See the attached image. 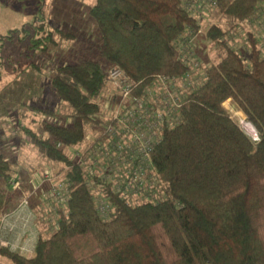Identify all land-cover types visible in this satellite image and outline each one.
I'll return each instance as SVG.
<instances>
[{"label":"trees","instance_id":"1","mask_svg":"<svg viewBox=\"0 0 264 264\" xmlns=\"http://www.w3.org/2000/svg\"><path fill=\"white\" fill-rule=\"evenodd\" d=\"M263 2L215 0L218 12L233 21L253 18ZM191 3L95 0L90 15L98 28L97 58L58 65L51 85L64 111L40 109L61 121L42 120L44 136L24 127L38 153L60 166L57 173L69 185V199L54 215L58 228L45 238L40 232L32 256L5 248L1 256L13 264H264V54L257 47L247 57L223 39L226 30L216 24L209 28L219 52L204 67L201 85L185 94L179 123L164 128L151 152L164 197L133 204L107 184L103 191L112 209L104 217L90 173L67 151L103 123L110 67H121L138 84L136 94L159 76L188 72L180 43L198 32ZM36 22L33 46L46 50L55 44L54 33L66 36L44 18ZM2 58L0 53V75ZM228 99L245 113L257 139L229 113ZM12 171L0 154V215L22 199L21 194L12 203L5 191Z\"/></svg>","mask_w":264,"mask_h":264},{"label":"rangeland","instance_id":"2","mask_svg":"<svg viewBox=\"0 0 264 264\" xmlns=\"http://www.w3.org/2000/svg\"><path fill=\"white\" fill-rule=\"evenodd\" d=\"M94 3L95 0H0L3 7L0 17V35L3 36L0 40V53L5 62L0 75V154L11 162L13 168L12 182L3 183L5 191L12 195V203L20 199L21 193L28 192L30 186L38 185L45 174L58 175L60 166L56 167V163L38 153L28 141L29 133L24 127L39 131L44 136L46 133L39 127L42 120L57 123L61 121L55 116H44L40 109L43 107L47 110H59L61 113L64 111L62 102L55 98L51 85L52 72L58 65L72 63L82 56L97 58L98 28L90 15ZM190 5L198 19L199 31L186 35L180 45L190 70L194 63L197 65L186 81H177L179 95L187 94L201 85L204 80V67L212 63L219 52L218 43L208 34L213 24L226 30L223 39L231 47L246 53L247 57L254 47L264 54V2L260 4L253 18L243 21L225 18L218 12L215 0H192ZM43 18L52 29L59 28L66 34L61 37L54 33L55 44H51L46 50H43L41 44L39 47L33 46L31 39L35 31L34 23L37 20L36 23H40ZM17 29L21 31L15 33L16 37H7ZM111 89L108 83L103 92V123L100 128L90 130L89 140L73 145L68 151H76L86 142L93 145L96 137L105 132L114 107L107 102ZM224 106L247 133L254 139L258 138L256 129L246 121L245 113L232 99L226 100ZM120 178H129L126 168L114 174L112 180L116 183ZM15 182L22 189L16 187ZM44 184L43 182L42 186ZM100 187L97 183L92 185L95 193L104 196L99 190ZM46 190L47 186H44L43 192ZM122 193L133 204L156 201L164 197L163 183L155 179L147 191L125 190ZM39 205L37 220L38 225L42 222L45 225L41 226L42 236L45 238L58 228V223L51 215L49 202L40 200ZM32 255L33 253L26 256ZM0 264L13 263L9 258L0 255Z\"/></svg>","mask_w":264,"mask_h":264},{"label":"built area","instance_id":"3","mask_svg":"<svg viewBox=\"0 0 264 264\" xmlns=\"http://www.w3.org/2000/svg\"><path fill=\"white\" fill-rule=\"evenodd\" d=\"M184 59L188 63V60ZM196 65L194 63L191 70L189 68L185 75L178 78L159 76L141 94H136L138 84L132 83L121 67L112 66L108 69L107 82L111 85L112 91L107 102L114 107L105 132L96 137L93 145L86 142L76 151L67 149L74 160L86 166L90 173L91 187L94 183L101 186L99 190L104 196L96 194L100 212L104 217H107L112 209L103 191L107 184L112 190L121 193L125 190L147 191L157 179L151 152L160 141L164 128L179 123V111L186 93L179 95L177 81H186ZM101 118L103 120V112ZM87 139H90L89 134ZM57 146L64 147L62 143H58ZM124 168L128 170L129 178H120L114 183L112 180L114 174H118ZM49 175L47 173L40 179V185L43 182L51 184L46 192L41 190V195L44 201L51 204V215L54 218L59 207L65 208L70 189L60 175ZM15 184L19 187L18 183ZM29 204V198L24 197L15 209L0 215V249H10L25 256L34 253L33 221L30 213H27Z\"/></svg>","mask_w":264,"mask_h":264},{"label":"crops","instance_id":"4","mask_svg":"<svg viewBox=\"0 0 264 264\" xmlns=\"http://www.w3.org/2000/svg\"><path fill=\"white\" fill-rule=\"evenodd\" d=\"M3 14V7L2 5L0 4V17L1 15ZM0 37H3L0 35ZM1 40V38H0ZM57 174V173H56ZM58 175L61 176V174L58 173ZM41 184V181L39 183V185H35V186H30V189L28 192H24V193H21L22 194V199L24 197H28L29 198V206L27 208V213H30L31 215V218H32V231H33V238H32V241L34 242V245H36V242L38 240V237L40 235V232H41V225L39 224L38 225V220H37V216L40 212L39 210V207L37 205H39V201H43V202H46L44 201L43 199V195H41V190L44 189V186L46 187L47 186V190L50 188L51 184L49 183L48 185V182L44 184V186L40 185ZM39 193V194H38ZM32 195V196H31ZM37 196H39L37 198ZM21 199V200H22ZM39 199V201H37ZM20 200V199H19ZM19 202V201H18ZM40 206V205H39ZM11 211V210H10ZM38 225V226H37Z\"/></svg>","mask_w":264,"mask_h":264}]
</instances>
